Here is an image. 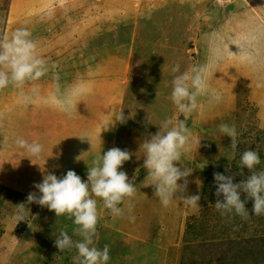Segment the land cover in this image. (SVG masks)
Listing matches in <instances>:
<instances>
[{
    "label": "rangeland",
    "instance_id": "obj_1",
    "mask_svg": "<svg viewBox=\"0 0 264 264\" xmlns=\"http://www.w3.org/2000/svg\"><path fill=\"white\" fill-rule=\"evenodd\" d=\"M53 1L49 7L36 2L34 12L19 23L12 14L14 0H0V40L28 28L49 68L22 88L0 90V264H73L76 249L60 252L55 245L61 231L81 239L73 232V220L28 203L27 196L40 195L34 184L47 173L60 177L74 170L86 181L97 154L113 147L132 154L121 170L134 178L137 194L131 210L128 200L120 205L118 218L98 199L96 246H109L108 264H264V215L252 213L253 200L241 193L247 219L222 216L214 205V173L234 176V183L251 174L246 167L240 174L245 150L259 153L255 171H264V66L247 69L251 55L232 42L251 50L264 45V0ZM209 44L208 55L203 48ZM217 50L223 58L213 67L215 83H221L235 108L207 119L197 109L188 118L186 126L200 146L194 143L183 164L177 162L193 171L186 192L174 194L164 207L154 186H144L141 144L165 118L177 115L170 94L179 73L171 67L178 63L182 73L208 64ZM78 87L86 93L71 97L66 110L65 101ZM121 112L125 123L117 121ZM221 124L237 130L234 153L231 137L219 132ZM17 138L40 142L42 154L30 155L17 146ZM195 194L201 196L196 209L178 198ZM22 203L26 215L18 222Z\"/></svg>",
    "mask_w": 264,
    "mask_h": 264
},
{
    "label": "clouds",
    "instance_id": "obj_2",
    "mask_svg": "<svg viewBox=\"0 0 264 264\" xmlns=\"http://www.w3.org/2000/svg\"><path fill=\"white\" fill-rule=\"evenodd\" d=\"M37 47V41L32 38L31 31L26 27L18 28L10 38L0 40V90L9 86L22 88L25 83L39 80L48 73L47 62L38 55ZM222 58V54L217 50L213 60L208 64L193 65L182 73L178 63L170 69L174 74L179 73L173 77L170 94L177 115L175 118H165L159 130L144 139L141 144L145 153L143 167L147 170L148 180L144 186H154V195L164 207L171 204L174 194L178 192L182 194L187 190V178L193 170L190 167L182 169L177 166V162L183 164L182 161L192 150L193 144L199 147L201 141L194 137L186 126L187 120L198 109L201 98L206 97L215 103L222 100V94L212 89L209 84L212 69ZM86 91L84 87L74 89L63 105L65 109L71 108V97L82 95ZM180 114H183L184 120L178 119ZM117 121L126 122L122 112ZM219 132L231 137V151L234 153L237 150L238 135L235 126L221 124ZM16 144L32 156L39 157L43 152L44 146L38 141L29 142L24 138H17ZM131 156L128 150L113 147L97 154L92 166L88 167L86 181L74 170H68L60 177L54 173H47L43 176L42 182L34 184L40 195L35 192L28 194V203H37L54 211L57 217L67 216L73 220L76 225L73 232L81 239L74 241L66 231H61L55 239V245L60 252L76 249L77 255L73 257V264H108L109 246L104 245L102 249L96 246L97 224L101 218L98 199L114 218L123 215L120 205L126 200L129 201V210L134 207L131 203L137 194L134 178L129 179L127 173L121 170ZM260 162L259 153L247 149L240 159V174L243 175L244 167L251 173L246 179L234 183V176L214 173L217 185L215 195L218 198L214 205L222 216L236 214L241 218H248L246 200L241 199V193H246V198L253 200V214L264 215V171H255ZM181 180L183 183H178ZM222 194L221 200L219 197ZM178 198L194 209L200 207L199 194L180 195ZM25 215V205L19 204L16 220L24 221ZM129 220L134 221L135 217L129 216Z\"/></svg>",
    "mask_w": 264,
    "mask_h": 264
},
{
    "label": "bare ground",
    "instance_id": "obj_3",
    "mask_svg": "<svg viewBox=\"0 0 264 264\" xmlns=\"http://www.w3.org/2000/svg\"><path fill=\"white\" fill-rule=\"evenodd\" d=\"M72 1H78V0H72ZM36 2L40 5H43L44 7H49L52 3H54L53 0H37V1L33 0L32 2H30V0H14V4H13V8H12V14L15 16V19L19 23L20 22L22 23V19L26 15H28L30 13L32 14L34 12L35 7H36ZM60 2H62V1H60ZM14 21L15 20H13V21L10 20V24L14 23ZM232 42L234 43V46L241 47V49H240L241 53L251 55V59L250 60L247 59L245 61L247 64L250 65V67H246L247 69H249L250 71L253 72V71H256L258 69V67H257L258 64H261L264 66V45L253 47L252 48L253 51H252L251 48L248 49L247 46H244L243 44L239 43L236 40H233ZM252 42L256 43V40L252 39ZM212 47H213V45L209 44L208 46L203 48V51L209 55ZM254 50H260V51L255 52ZM225 54L230 58V55L228 53H225ZM210 61H211V59L208 58L207 62L209 63ZM227 66L229 67V69H231L229 65H227ZM229 69L225 68L223 75H225ZM234 74H235V72H234ZM215 78H216V72L212 69V73H211L210 78H209V84H210L212 89L218 90L219 92L222 91L224 94L222 95V100L218 104L219 106L210 105V100L207 99L206 97L200 99L198 110H200L199 112H203L206 119L209 117L216 116V115L226 114V113H228V111L231 108L232 109L235 108V105L233 104V100H232V102L229 101V99H230L229 93L223 89V87L221 86V83H215Z\"/></svg>",
    "mask_w": 264,
    "mask_h": 264
},
{
    "label": "crops",
    "instance_id": "obj_4",
    "mask_svg": "<svg viewBox=\"0 0 264 264\" xmlns=\"http://www.w3.org/2000/svg\"><path fill=\"white\" fill-rule=\"evenodd\" d=\"M199 40H200V37H199Z\"/></svg>",
    "mask_w": 264,
    "mask_h": 264
}]
</instances>
